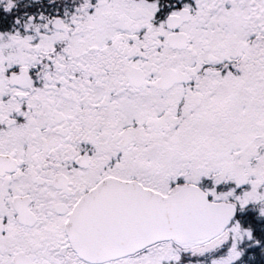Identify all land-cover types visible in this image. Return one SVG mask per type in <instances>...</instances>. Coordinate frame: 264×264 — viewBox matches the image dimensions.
I'll return each mask as SVG.
<instances>
[{"label": "snow or ice", "instance_id": "1", "mask_svg": "<svg viewBox=\"0 0 264 264\" xmlns=\"http://www.w3.org/2000/svg\"><path fill=\"white\" fill-rule=\"evenodd\" d=\"M0 264H264V0H0Z\"/></svg>", "mask_w": 264, "mask_h": 264}]
</instances>
